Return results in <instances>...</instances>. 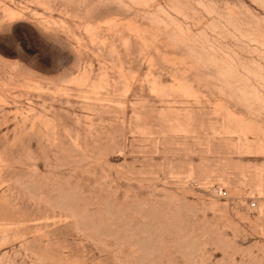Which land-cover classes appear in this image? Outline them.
<instances>
[{"label":"rangeland","instance_id":"1","mask_svg":"<svg viewBox=\"0 0 264 264\" xmlns=\"http://www.w3.org/2000/svg\"><path fill=\"white\" fill-rule=\"evenodd\" d=\"M263 205L264 0H0V264H264Z\"/></svg>","mask_w":264,"mask_h":264},{"label":"built area","instance_id":"2","mask_svg":"<svg viewBox=\"0 0 264 264\" xmlns=\"http://www.w3.org/2000/svg\"><path fill=\"white\" fill-rule=\"evenodd\" d=\"M218 194L220 195V196H222V197H226L228 194H227V191L226 190H223V189H220L219 191H218ZM251 206L252 207H256V201H251ZM262 211L264 212V205H263V207H262Z\"/></svg>","mask_w":264,"mask_h":264}]
</instances>
